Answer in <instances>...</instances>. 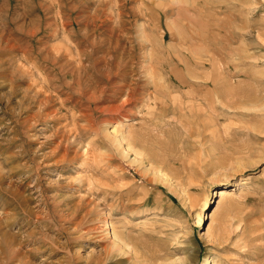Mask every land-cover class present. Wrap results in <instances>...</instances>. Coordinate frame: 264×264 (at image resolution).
Listing matches in <instances>:
<instances>
[{"label": "rangeland", "instance_id": "1", "mask_svg": "<svg viewBox=\"0 0 264 264\" xmlns=\"http://www.w3.org/2000/svg\"><path fill=\"white\" fill-rule=\"evenodd\" d=\"M0 264H264V0H0Z\"/></svg>", "mask_w": 264, "mask_h": 264}, {"label": "bare ground", "instance_id": "2", "mask_svg": "<svg viewBox=\"0 0 264 264\" xmlns=\"http://www.w3.org/2000/svg\"><path fill=\"white\" fill-rule=\"evenodd\" d=\"M93 42V41H92ZM98 43V42H97ZM75 47V46H74ZM96 50V49H95ZM88 53V52H87ZM84 54V53H83ZM82 55V54H81ZM92 56V55H91ZM56 57V56H55ZM54 57V58H55ZM96 57V56H95ZM47 58V57H46ZM53 61L55 60V59H52ZM114 60V59H113ZM113 60H111L110 59V61L108 60L107 62H105V64H107L108 66H107V69H105L104 71H101V73H99V76H98V78H96L95 79V82L94 83H92V85H91V89H90V93H89V95H88V98L89 99H97V100H99L98 98H100L101 96H103V97H107V100L108 101H111V97H116L117 96V94H119V95H121L123 92H124V95H125V100L123 101V102H121V104H119V107H120V109L121 110H124V108H125V105L126 104H128V103H130L131 102V100H132V97H134L133 96V92L132 91H134L133 89V87H131V85H130V83H127V82H125L126 81V79H125V73H124V71H122V70H120L121 69V66H120V68L118 67V66H115L114 65V61ZM52 61V62H53ZM68 61V60H67ZM66 61V62H67ZM83 61V60H82ZM56 63V62H55ZM96 63H97V61H96ZM103 64V63H102ZM104 64V65H105ZM104 65H103V68H105L104 67ZM125 65V64H124ZM91 66V65H90ZM95 66V65H94ZM100 67V66H99ZM82 69V68H81ZM100 69H102V68H100ZM76 71V70H75ZM100 71V70H99ZM77 75V74H76ZM113 76L115 77V76H117L118 78H119V84H114L115 82H114V80L115 79H113ZM91 77V76H90ZM76 79H77V77H76ZM80 81V80H79ZM91 81V80H90ZM77 82V81H76ZM82 83V82H81ZM132 83V82H131ZM80 85H82V84H80ZM134 85H136V83H134ZM70 86H72V85H70ZM83 86V85H82ZM204 86H207V85H204ZM73 87V86H72ZM89 87V86H88ZM75 88V87H74ZM136 88V87H135ZM77 91H79V90H77ZM89 91V90H88ZM205 91H208V88H206L205 89ZM81 92H84V88L83 87H81ZM84 94V93H83ZM83 94H81V95H83ZM189 94V93H188ZM80 95V94H79ZM80 95V96H81ZM85 95V94H84ZM106 95H108V96H106ZM189 95H193V93L191 92ZM110 97V98H109ZM154 97H156V96H154ZM153 97V98H154ZM123 100V99H122ZM207 100V99H206ZM81 101V100H80ZM192 101V100H191ZM113 105V102H110V104L106 107V108H108V107H111ZM209 105V102H208V100L207 101H205V104H204V106H208ZM114 106V105H113ZM204 109V108H203ZM91 110V109H90ZM93 112V111H92ZM89 113H91V112H89ZM113 129H112V131H113V138H112V141H113V139H114V142L116 143V145H118L119 146V144L123 141V140H125V143H126V145H127V149H131L132 151H134V153L135 154H140V153H143L142 151H141V149L139 150V149H137V148H135L136 146V142L138 141V142H140L141 144H142V141H146V140H143V139H141V137L140 136H138V133H136V132H133V133H129V135H124L123 133H122V130H121V132L119 131V134L117 135L116 133H117V127H118V124H117V121H113ZM146 130V129H145ZM147 131V130H146ZM148 132V131H147ZM148 134V133H147ZM151 135V134H150ZM152 140V139H151ZM149 142V141H148ZM148 144V143H147ZM151 144V143H150ZM142 146V145H141ZM130 150V151H131ZM147 150V149H146ZM145 152V151H144ZM149 153V154H148ZM152 153H153V149L151 148V149H148L147 151H146V155H149L150 157H152ZM142 155H144V154H142ZM155 155H153V157H154ZM144 157H145V155H144ZM244 164V163H243ZM159 172H161L160 170H159ZM87 184L89 185V187H90V190H92V186L93 185H98V184H95L94 182H93V178L91 177L90 179L88 178V182H87ZM225 194V191H223V190H219V197L220 196H222V195H224ZM78 206V205H77ZM85 208V207H84ZM74 211V210H73ZM75 212V211H74ZM88 213V210L86 211V214ZM211 218H212V214H211V216H210ZM107 220V219H106ZM103 217H102V219H101V222H102V224L104 225V231H105V233H106V237L108 238V240H109V242H110V247H115V248H120L121 250H123L124 251V253H126V252H128V251H131V253H132V255H134V256H137L136 255V253L133 251V249H132V247H131V245H130V242L128 241V236L126 237V234L124 235H121V233H117V232H115V230L114 229H110V230H107V221H106ZM102 225V226H103ZM100 230V229H99ZM128 235V234H127ZM130 240V239H129ZM113 249V248H112ZM108 258V257H107ZM101 260L102 261H105L106 260V257L104 258V257H102L101 258Z\"/></svg>", "mask_w": 264, "mask_h": 264}]
</instances>
